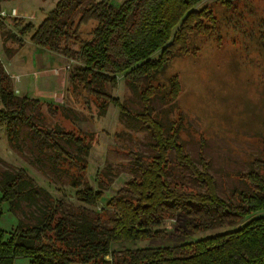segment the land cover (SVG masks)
<instances>
[{
	"label": "trees",
	"instance_id": "1",
	"mask_svg": "<svg viewBox=\"0 0 264 264\" xmlns=\"http://www.w3.org/2000/svg\"><path fill=\"white\" fill-rule=\"evenodd\" d=\"M6 1L12 0H0V10ZM110 2L93 1L82 7L83 0H59L38 26L26 25L20 34L32 32L29 40L33 45L67 57L71 51L67 45L60 47L62 40L78 43L80 65L68 69L67 81L78 82L87 94L117 106L124 122L130 119L126 126L147 132L151 153H130L132 177L107 200L108 209L92 215L82 207L63 212L62 201L52 199L23 168L0 173V218L3 203L13 214L22 202L36 210L28 211L26 217L17 216L11 230L0 229V264H14L15 257H28L29 264H264V156L252 161L247 171L234 175V183L223 197L209 162L202 154L195 161L175 123L159 118L154 108L156 99L175 100L177 76L166 80L161 76L172 57L188 52L191 35H207L213 30V15L206 8H196L202 0H124L119 6ZM76 10L79 17L74 23L66 13ZM89 21H96L91 38L79 39V27ZM4 33L5 39L22 40L9 31ZM119 76L139 100L137 111L104 92V86H114ZM68 89L67 84L66 94ZM28 103L36 104L14 93L0 66V124L5 125L9 143L22 153L17 122L27 124L33 131L28 151L34 147L37 155L30 159L32 164L48 165L50 159L40 157L46 147L56 162L59 158L55 156L68 158L81 168L85 159L70 147L87 155L91 148L84 138L87 134L39 126L25 111ZM99 108L103 110L104 104ZM50 166L54 173L56 169ZM102 183L94 190L81 176H73L69 182L74 188L84 184L75 196L90 206L103 198ZM170 219L179 232L191 236L215 232L177 245L143 246L122 253L112 250L116 243L158 237L162 222Z\"/></svg>",
	"mask_w": 264,
	"mask_h": 264
},
{
	"label": "rangeland",
	"instance_id": "2",
	"mask_svg": "<svg viewBox=\"0 0 264 264\" xmlns=\"http://www.w3.org/2000/svg\"><path fill=\"white\" fill-rule=\"evenodd\" d=\"M58 1L13 0L1 4L0 11L5 14L0 16L4 25L0 28V66L9 77L14 93L35 101V105H25V111L33 122L45 129H61L75 135L85 133L84 138L91 148L84 155L70 147V151L85 159L80 168L76 160L55 156L59 158L56 162L52 151L44 147L40 157L50 160L41 168L30 160L37 155L34 147L28 151L33 136L29 126L17 122L19 130L16 137L21 153L9 143L3 123L0 124V173L23 168L52 199L62 201L63 212L82 207L92 215L102 208L108 209L107 200L132 177L133 158L130 153L137 150L143 155L150 154L151 142L145 130L126 126L130 119L124 122L119 108L113 103L87 94L78 82L67 81L65 66L72 69L80 65L77 60L78 43L62 40L60 47L67 45L71 51V57H67L62 52L33 45L29 40L32 32L20 34L26 25L33 29L38 26ZM93 1L99 0H83L81 6ZM123 1L111 0L110 3L119 6ZM196 8H206L213 15L214 28L207 35H191L188 52L170 59L161 79L176 75L179 91L171 102L156 99L154 108L159 118L175 123L180 140L195 161L202 154L209 162V171L218 182V192L225 197V190L234 183V175L247 171L252 161L264 156V0H202ZM13 9L18 12L13 14ZM71 12L66 14L75 23L79 12ZM95 25L96 21H89L80 26L78 38L89 40ZM4 31L21 36V42L12 36L5 39ZM54 69L57 70L56 75ZM33 73L43 76L36 78ZM60 86V92L64 91L62 101L54 92ZM37 87L41 93L35 91ZM104 92L125 102L130 111L141 107L121 76L114 86L107 83ZM100 103L104 104L103 110L99 108ZM50 165L56 169L54 173ZM73 176H81V181L94 190L99 189V181L103 182V198L95 206L78 200L75 192L84 184L72 187L69 182ZM1 206L0 229L4 230L15 227L17 216L20 218L24 214L26 217L28 211L36 212L24 202L17 215L8 211L7 203ZM161 226L162 232L158 237L116 243L111 248L122 253L124 249L143 246H171L215 232L202 231L191 236L179 232L173 219L165 220ZM29 261L28 257L14 258V264H29Z\"/></svg>",
	"mask_w": 264,
	"mask_h": 264
},
{
	"label": "built area",
	"instance_id": "3",
	"mask_svg": "<svg viewBox=\"0 0 264 264\" xmlns=\"http://www.w3.org/2000/svg\"><path fill=\"white\" fill-rule=\"evenodd\" d=\"M12 13L13 14H16L17 13V9H13V12ZM4 14H5L4 11H0V16H3ZM68 69H69V66L66 65L64 71L66 72V71H68ZM54 74L55 75L57 74V70L56 69H54ZM60 89H61V86L59 87L58 91H54V92L60 95V97L62 98L60 101H62L64 99V91H61L60 92ZM15 92H17V91H15Z\"/></svg>",
	"mask_w": 264,
	"mask_h": 264
},
{
	"label": "crops",
	"instance_id": "4",
	"mask_svg": "<svg viewBox=\"0 0 264 264\" xmlns=\"http://www.w3.org/2000/svg\"><path fill=\"white\" fill-rule=\"evenodd\" d=\"M13 1V0H12ZM15 1H17V0H15ZM7 2V1H6ZM5 4V2L3 3V5ZM17 12H18V10H17ZM1 52H2V50H1ZM20 64H21V61H20ZM5 67V66H4ZM33 76L34 77H36V78H38V77H40V76H43L41 73H37V74H35V73H33ZM18 77H20V76H18ZM17 77V78H18ZM20 79H21V77H20ZM22 84V83H21ZM18 87V86H17ZM19 89V87L17 88V90ZM20 90V89H19ZM18 90V91H19ZM35 91H37L38 93H41V91L38 89V87H37V89L35 90ZM35 91L33 92L34 94H35ZM0 197H1V193H0ZM4 204V203H3ZM2 204V205H3Z\"/></svg>",
	"mask_w": 264,
	"mask_h": 264
}]
</instances>
